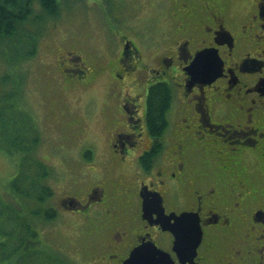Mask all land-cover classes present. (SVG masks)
Returning <instances> with one entry per match:
<instances>
[{"label":"flooded vegetation","instance_id":"obj_1","mask_svg":"<svg viewBox=\"0 0 264 264\" xmlns=\"http://www.w3.org/2000/svg\"><path fill=\"white\" fill-rule=\"evenodd\" d=\"M121 2H94L106 53L89 64L65 50L53 72L68 94L100 83L104 93L84 111L103 120L95 148L49 216L86 237L92 264H126L150 243L175 264H264V0H149L162 14L149 35L125 27ZM205 50L216 65L194 66ZM185 214L202 240L182 263L170 227Z\"/></svg>","mask_w":264,"mask_h":264},{"label":"rangeland","instance_id":"obj_2","mask_svg":"<svg viewBox=\"0 0 264 264\" xmlns=\"http://www.w3.org/2000/svg\"><path fill=\"white\" fill-rule=\"evenodd\" d=\"M95 1L61 0V10L56 18H49L42 25H35L32 21L26 23L30 32L40 34L37 52L31 58H15L10 63L8 59L14 57V53L0 48V90L12 87V92L18 91L21 107L34 119L40 133L37 153L46 162L45 183L53 192L51 202L73 192L71 182L76 177L78 159L85 149L95 148L93 139L102 126V118L90 120L84 116V111L103 101L101 83L90 93L75 90L68 94L59 86L62 84L60 77L53 73L65 50L81 53L92 64L97 55L106 53L107 24ZM121 1L118 12L120 16L122 14L126 28H138L149 35L151 28L155 29L160 23L162 14H159L158 3ZM24 47L20 50L25 51ZM6 75L8 80L4 82ZM12 100L15 102L16 98ZM78 121L83 124L74 125ZM19 161V156L0 150V195L3 198L7 197L6 187L16 175ZM66 222L69 219L63 215L48 225L39 220L40 240L50 253L48 257L41 255L22 264H92V252L85 247L86 237L67 227Z\"/></svg>","mask_w":264,"mask_h":264},{"label":"trees","instance_id":"obj_3","mask_svg":"<svg viewBox=\"0 0 264 264\" xmlns=\"http://www.w3.org/2000/svg\"><path fill=\"white\" fill-rule=\"evenodd\" d=\"M60 10L61 0H0V48L14 53L8 59L10 63L15 58H31L37 52L40 34L30 32L25 24L32 21L42 25L56 18ZM23 45L25 51L20 50ZM7 80L8 75L4 82ZM8 90L12 87L0 90V150L19 156L20 161L6 187L7 197L0 195V264H22L41 255L48 257L50 252L42 245L38 222L48 225L56 216L50 217L46 210L53 192L45 183L46 162L37 153L40 133L33 117L21 107L18 91ZM153 98V115L158 120L168 105L169 92L158 89Z\"/></svg>","mask_w":264,"mask_h":264},{"label":"water","instance_id":"obj_4","mask_svg":"<svg viewBox=\"0 0 264 264\" xmlns=\"http://www.w3.org/2000/svg\"><path fill=\"white\" fill-rule=\"evenodd\" d=\"M213 67L217 60L209 57L208 51L200 52L193 65L201 67L203 64ZM211 70V69H210ZM174 232L176 241L174 243V251L182 263L191 262L197 255V248L202 240V229L199 219L193 214H185L177 218L176 224L170 227ZM126 264H175L170 255L163 250L157 248L153 243L137 248L129 258Z\"/></svg>","mask_w":264,"mask_h":264}]
</instances>
